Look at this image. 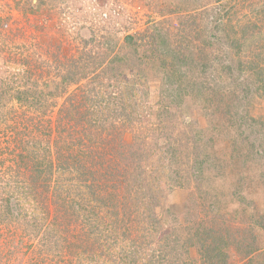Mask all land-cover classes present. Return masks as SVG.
Masks as SVG:
<instances>
[{"label":"rangeland","instance_id":"374dc122","mask_svg":"<svg viewBox=\"0 0 264 264\" xmlns=\"http://www.w3.org/2000/svg\"><path fill=\"white\" fill-rule=\"evenodd\" d=\"M132 261L264 264V0H0V264Z\"/></svg>","mask_w":264,"mask_h":264},{"label":"trees","instance_id":"16d2710c","mask_svg":"<svg viewBox=\"0 0 264 264\" xmlns=\"http://www.w3.org/2000/svg\"><path fill=\"white\" fill-rule=\"evenodd\" d=\"M125 253H126L127 255L130 254L131 259H132V260H135V261L137 262V259H138L139 257H138V255H137L136 251H133V252L131 251V253H130L128 250H126ZM135 261H134V262L132 261V264H136ZM123 264H124V263H123Z\"/></svg>","mask_w":264,"mask_h":264}]
</instances>
